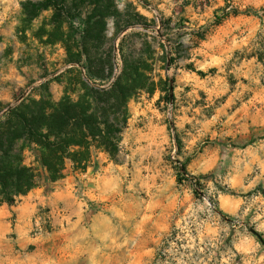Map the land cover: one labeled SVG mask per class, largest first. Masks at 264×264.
<instances>
[{"label":"rangeland","instance_id":"rangeland-1","mask_svg":"<svg viewBox=\"0 0 264 264\" xmlns=\"http://www.w3.org/2000/svg\"><path fill=\"white\" fill-rule=\"evenodd\" d=\"M29 1L0 0V121L28 98L109 89L126 34L151 44L132 51L157 87L130 100L116 161L0 203V264H264V0H115L155 24L120 35L106 80L73 61L80 0L34 18Z\"/></svg>","mask_w":264,"mask_h":264},{"label":"trees","instance_id":"trees-1","mask_svg":"<svg viewBox=\"0 0 264 264\" xmlns=\"http://www.w3.org/2000/svg\"><path fill=\"white\" fill-rule=\"evenodd\" d=\"M80 4L87 8V13L80 20V52L73 61L80 63L84 58L89 80H106L111 74L114 45L120 35L137 25L151 28L155 21L146 24V19L131 3L123 11L116 8L115 0H80ZM58 5L59 0L29 1L24 9L34 18ZM66 10L71 16L72 9ZM110 20L115 27L112 38L107 36ZM133 38L142 41L140 48L151 49V44L139 34H126L119 42L121 73L109 89L84 85V94L77 100L67 94L58 102L48 94L38 100L28 98L0 121L1 204L14 206L43 179L52 183L64 179L69 164L74 171L85 172L97 153L117 160L122 133L128 125L130 100L142 91L153 94L157 87L149 76L148 58L132 51ZM102 46L109 48L108 53L95 56L93 49ZM182 172L188 176L184 166Z\"/></svg>","mask_w":264,"mask_h":264},{"label":"built area","instance_id":"built-area-1","mask_svg":"<svg viewBox=\"0 0 264 264\" xmlns=\"http://www.w3.org/2000/svg\"><path fill=\"white\" fill-rule=\"evenodd\" d=\"M83 72L85 73V70L83 69Z\"/></svg>","mask_w":264,"mask_h":264}]
</instances>
